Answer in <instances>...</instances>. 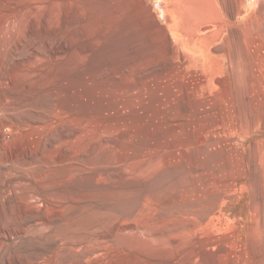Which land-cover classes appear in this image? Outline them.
Returning <instances> with one entry per match:
<instances>
[{
    "label": "rangeland",
    "instance_id": "374dc122",
    "mask_svg": "<svg viewBox=\"0 0 264 264\" xmlns=\"http://www.w3.org/2000/svg\"><path fill=\"white\" fill-rule=\"evenodd\" d=\"M57 1L0 0V264H264V0Z\"/></svg>",
    "mask_w": 264,
    "mask_h": 264
},
{
    "label": "bare ground",
    "instance_id": "6f19581e",
    "mask_svg": "<svg viewBox=\"0 0 264 264\" xmlns=\"http://www.w3.org/2000/svg\"><path fill=\"white\" fill-rule=\"evenodd\" d=\"M12 2L10 3H16V4H22L25 0H11ZM30 1V0H28ZM57 1V0H56ZM81 1V0H79ZM129 1V0H128ZM58 2V1H57ZM85 3V0L83 1ZM211 2V0H210ZM32 3H35V2H32ZM37 3V11H38V28L39 27H43L44 29H48L49 27H53L55 28L56 25H59V22H61V16H64L61 15L55 11V13L50 16H46L42 13V8L44 9V7H42L43 3H44V0H38ZM56 3V2H55ZM82 4V3H81ZM174 4H176V2L174 1ZM189 4H190V8L188 7L187 9L190 10V18L191 19H194L196 17L199 16V0H190L189 1ZM32 5V4H30ZM55 5V4H54ZM101 5H102V11L106 12L109 19L106 20L104 22V29H99V35H100V38H106V39H109L110 37V27L112 26L113 28H116L114 26H117V27H125L127 28L128 30H130V32L132 33L131 35V39L132 40H136L138 38H152V40L154 39V36L152 34V32H144V26H141L139 23H137L135 21V8H134V4L132 1H129V3H125L123 0H101ZM172 5V4H171ZM58 6V5H57ZM35 7V6H34ZM55 8V7H54ZM94 8V7H93ZM15 9V8H14ZM30 9V8H29ZM95 9V8H94ZM25 11V10H24ZM23 7L19 8L18 9V14L16 16V14H11L9 15V17L7 18L8 21L16 18L17 19V25H18V28H17V33H19L20 36H25V35H33L35 34V30L33 28V26H30L28 27L26 25V22H25V17L23 16ZM33 11V10H32ZM61 10H59L60 12ZM97 11V10H96ZM16 12V13H17ZM50 12V11H49ZM98 12V11H97ZM142 12V11H141ZM215 9L213 11V13H215ZM99 13V12H98ZM46 14V13H45ZM50 14V13H49ZM178 15H182L181 11L178 12ZM97 16V15H96ZM33 18V17H32ZM35 18V17H34ZM64 18V17H63ZM67 18V16H66ZM65 18V19H66ZM30 21V20H29ZM28 21V22H29ZM67 21V20H66ZM138 21V20H137ZM11 22V21H10ZM13 22V21H12ZM70 22V21H69ZM83 22V21H82ZM64 23V22H63ZM68 23V22H67ZM191 26L187 27L186 29H182V31L185 33V34H189L190 33V36H193L194 35V32H195V28L197 27V25L199 24V21L198 20H194L191 22ZM29 24V23H28ZM221 25V23H218ZM8 25V24H7ZM97 25V23H96ZM100 25V23H99ZM102 25H100L101 27ZM199 28V27H198ZM40 29V28H39ZM64 29V28H63ZM60 31V30H59ZM97 31V32H98ZM198 31V30H197ZM39 32V30H38ZM47 32V30H46ZM61 32V31H60ZM96 33V32H95ZM49 35V34H48ZM98 35V37H99ZM45 36V35H43ZM47 37V36H46ZM50 39V37H48ZM47 38V39H48ZM56 38V37H55ZM20 39V38H18ZM8 43V42H7ZM54 43V42H53ZM52 43V44H53ZM52 49V48H51ZM51 53V57L53 59H56V54L53 50L50 51ZM1 56H4V54H2ZM148 56V55H147ZM30 64V63H29ZM31 71V70H30ZM134 93V92H133ZM136 97V96H135ZM74 96H70V101L68 102V105H71L74 101ZM131 98V96H130ZM125 99V98H124ZM123 100V99H122ZM121 101V100H120ZM134 101V100H133ZM70 103V104H69ZM126 103V102H125ZM131 104V103H130ZM67 105V106H68ZM41 129V128H40ZM178 133V132H176ZM137 149V148H136ZM139 150V149H138ZM177 154V153H176ZM149 162V161H148ZM163 175V174H162ZM162 175H159L160 177ZM164 176V175H163ZM22 179V178H21ZM159 186V185H158ZM22 186H20L21 188ZM157 187V186H156ZM16 188V187H15ZM146 189V188H145ZM148 189V188H147ZM152 191V189H151ZM151 191L148 190V193H151ZM4 196V195H3ZM13 234V233H12ZM32 234V233H31ZM5 235V234H4ZM156 236H158L159 234H155ZM25 238V237H24ZM0 240H1V236H0ZM7 241V240H6ZM9 243V242H7ZM6 255V254H5Z\"/></svg>",
    "mask_w": 264,
    "mask_h": 264
}]
</instances>
